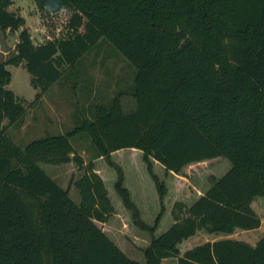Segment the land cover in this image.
Returning <instances> with one entry per match:
<instances>
[{
    "label": "trees",
    "instance_id": "trees-1",
    "mask_svg": "<svg viewBox=\"0 0 264 264\" xmlns=\"http://www.w3.org/2000/svg\"><path fill=\"white\" fill-rule=\"evenodd\" d=\"M34 1L41 10H64L70 29L36 44L24 17L8 9L12 0H0V29L22 27L15 52L0 61V264H162L168 257L176 264H264V233L254 245L224 237L182 254L178 248L200 229L231 233L261 224L252 201L264 196V0ZM103 38L135 67L132 89L95 102L90 116L65 133L15 143L7 129L21 123L26 106L7 86V65L27 68L38 89L35 102ZM126 95L131 108L124 105ZM80 133L91 142L86 163L72 142ZM132 147L142 151L161 200L153 225L140 218L123 168L111 158ZM218 156L230 168L211 176L191 203L175 200L173 222L155 235L167 187L153 160L179 174L188 164ZM100 158L116 170L114 189L134 224L151 234L144 263L128 257L96 223L114 213L95 169ZM41 161H74L84 169L71 182L79 202Z\"/></svg>",
    "mask_w": 264,
    "mask_h": 264
},
{
    "label": "rangeland",
    "instance_id": "rangeland-1",
    "mask_svg": "<svg viewBox=\"0 0 264 264\" xmlns=\"http://www.w3.org/2000/svg\"><path fill=\"white\" fill-rule=\"evenodd\" d=\"M9 9L21 14L24 26L29 30L33 42L38 44L49 40L58 34L69 31L64 15L60 9L52 11L41 10L34 0H12ZM20 27L19 29H21ZM19 29H0V61L7 59L15 52ZM11 79L8 87L23 99L26 111L19 125H9L8 135L20 146L46 133H65L76 125L82 117L90 116L95 102L108 103L119 90H131L135 76V67L129 60L107 39L99 40L87 51L80 62L73 69H64L63 75L54 82L48 90L35 102L36 92L30 82V73L24 65L8 64ZM124 105L131 108L133 99L130 95L124 97ZM8 122L4 119V123ZM73 145L80 153L85 163L90 159L91 142L84 133L72 137ZM124 171V185L130 190L131 197L137 206L140 218L149 225H153L161 211V200L154 180L147 171L142 153L125 150L113 156ZM45 172L60 186L69 187V195L79 202L80 195L72 180L77 178L83 168H79L74 161L52 164L39 162ZM103 168L108 196L114 206V213L105 222L96 221L97 225L114 240L118 246L130 257L140 263L145 262L143 248L150 242L149 230L134 224L132 211L125 207L122 198L114 189L116 170L105 159L95 162ZM231 166L230 161L218 156L204 161L186 165L173 179L160 167L154 172L167 187L163 198L164 210L160 216L154 234L158 235L166 230L173 222L171 207L175 200L191 203L208 186L211 176H221ZM252 207L259 214L261 224L253 229H235L231 233H215L202 229L196 234L197 241H205L219 236L243 239L256 242L264 233V196H257ZM188 241L180 244L181 248L189 246ZM162 264H176L174 258H166Z\"/></svg>",
    "mask_w": 264,
    "mask_h": 264
},
{
    "label": "crops",
    "instance_id": "crops-1",
    "mask_svg": "<svg viewBox=\"0 0 264 264\" xmlns=\"http://www.w3.org/2000/svg\"><path fill=\"white\" fill-rule=\"evenodd\" d=\"M8 9H9V7H8ZM10 10V9H9ZM125 150H129V151H133L134 153H136V156H137V154H141L142 153V151L140 150V149H137V148H121V149H118V150H116V151H113L112 153H111V158L113 159V156L115 155V154H118V153H120V152H124ZM98 160H101V158L100 159H98ZM115 161V160H114ZM96 162V161H95ZM115 162H117V161H115ZM118 163V162H117ZM119 164V163H118ZM155 167H160V168H162V169H165L164 168V166L160 163V162H158L157 160H153V170L155 169ZM95 169H96V171L97 172H99V174L102 176V178L103 179H105V176H104V174H103V172H104V170H103V168H100V167H98V166H96L95 165ZM166 172V171H165ZM170 177H172L173 179H177V178H179V175L177 174V173H174L173 171H171V172H166ZM105 181V180H104ZM255 200V199H254ZM254 200L252 201V204H253V202H254ZM236 229H239V228H236ZM202 229H200V230H198L194 235H192V236H190V237H188V238H185V239H183L181 242H179L178 243V248H179V250H180V253L182 254L185 250H187V249H189V248H191V247H193V246H195V245H197V244H199V243H202V242H205V241H213V240H215V239H219V238H224L225 236L223 235V236H219V237H217V238H214V239H211V240H203V241H197V239H196V241H195V239H192L193 237H195L196 236V234L198 233V232H200ZM196 238V237H195ZM114 241V240H113ZM185 241H188V245L189 246H185L184 248H181V246H180V244L181 243H183V242H185ZM246 241V240H245ZM115 242V241H114ZM248 243H250V244H252V245H254L256 242H250V241H247ZM116 243V242H115ZM117 244V243H116ZM118 245V244H117ZM168 258H174L175 260H176V258L175 257H168ZM164 259H166V258H164ZM163 259V260H164ZM163 260H162V262H163Z\"/></svg>",
    "mask_w": 264,
    "mask_h": 264
}]
</instances>
